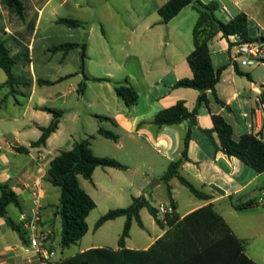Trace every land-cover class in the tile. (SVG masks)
<instances>
[{"label": "crops", "instance_id": "0c3cea01", "mask_svg": "<svg viewBox=\"0 0 264 264\" xmlns=\"http://www.w3.org/2000/svg\"><path fill=\"white\" fill-rule=\"evenodd\" d=\"M167 1L145 0L142 3L137 0H28L29 17L23 23L3 0H0V26L4 28L3 37L8 41L12 54L27 53L29 56V62L25 64L29 79L20 76L27 85L15 87L14 92L7 85V76L0 68L4 72V75L0 73V198L4 186L17 195L20 207L9 204L6 213L21 230L20 233L13 229L7 224L6 218L0 217V264L55 263L61 260L62 255L68 258L94 248L119 249L118 244L111 247L90 241L82 247V242L91 229L90 215L87 218L89 231L77 243L81 244L78 250L67 256L64 253L67 249H61V228L59 232L55 229L56 218L60 217L57 214L60 190L51 183L49 175L50 163L61 151L71 150L76 142L95 135L91 146L94 153L99 157L118 160L127 166V169L121 172L132 174L123 177L126 189L137 188V194L131 196L128 206L134 197L144 195L148 199V184L153 179H159L160 183L154 188L163 185L165 197H161L157 205L148 200L156 208L161 205L169 207L168 185L161 181V177L169 164L181 157L183 140L188 132L191 134L189 159L181 165L179 173L212 198L199 199L198 203L187 207L185 212L181 213L176 193L185 186L177 178H173L169 186L177 204V213L183 218L198 208L213 204L235 235L243 241L246 253L256 245L243 234L260 232L258 235L253 234V241L261 240V253L258 258L248 253L247 255L257 263L264 264V173L256 172L235 157L217 149L204 132L213 128L211 115L218 114L232 126L234 140H238L243 134H253L257 131L264 137V117L255 113V101L258 96L264 94V82H261V78H258L259 82H254L255 70L242 69L240 62L232 60L235 45L240 38L231 36L230 47L229 41L218 33L209 41V49L214 68L223 69L216 93L224 105L217 103L212 92L208 91L209 106L203 104L198 113L194 114L196 126L191 127L189 119L172 126L153 124V118L161 110L179 101L185 102L192 113L200 95V91L195 89L174 87L181 79L192 77L187 58L194 50V40L192 39L191 45L189 36H193L199 14L194 15L192 24H195L191 27L185 25L191 15H183L184 12L188 9L196 10L191 4L169 23L163 24L158 8ZM226 1L228 4L222 3V6L227 7L233 17L240 13L247 15L251 38L255 39L264 34V14L250 13L236 0ZM222 6L218 11L222 18L217 17L228 22L225 13L221 11ZM130 8L132 10L126 14V10ZM33 17L36 18V24L29 36L25 29ZM60 18L76 20L83 27H67L57 22ZM131 23L134 24L133 27L127 26ZM98 27L101 29L99 34L96 32ZM64 43L84 44L89 72L87 78L83 77L84 71L78 67L80 60L76 58L68 61L71 55L79 56L81 47L68 53L50 50ZM37 47L44 56L43 67L52 71V75L42 78L37 75L33 63ZM121 49L124 53L128 49L129 61L134 66V69L128 68L122 77L127 79L139 94L138 102L129 107L114 90V82L121 81ZM72 62H75L74 70L71 67ZM235 64L239 73L235 70ZM65 70L69 72H64ZM226 72H230L232 76L233 87L229 91L223 85ZM244 75L248 77L247 80ZM39 80L52 84H40ZM82 82L86 83V88L80 93L79 86ZM64 84L66 87L63 88ZM240 84H243L244 88H237ZM258 85H261V88ZM88 94L90 97L87 98ZM16 96L21 99L18 100ZM84 97L89 113L87 118L107 123L114 129L112 131L105 128L118 136L117 141H112L121 156H103L96 151V144L102 143L99 138L111 140L98 134L100 127L97 131H84L81 136L66 130L65 122L68 118H82L80 102ZM16 105L21 110L11 112L12 106L16 108ZM46 107L63 110L64 116L58 130L48 138L46 145L33 147L32 143L42 135L40 128L49 126L53 119L50 113L43 110ZM99 116L108 117L112 121H101L97 118ZM213 137L218 144L217 134L214 133ZM20 148H26L27 152H21ZM251 201L255 203L251 208H236ZM12 208H15V211ZM140 216L144 228L149 233L154 232L155 236L132 244L130 234L125 242L127 249L147 250L168 229V226L161 228L147 208L141 209ZM159 216L163 219L164 215L159 212ZM120 218L124 225L126 218L122 216L117 219ZM148 218L152 219L151 232L145 222ZM134 222L136 221H133L132 226ZM32 226L33 230L36 228L37 232L46 237L48 250L56 253V259L45 260L30 249Z\"/></svg>", "mask_w": 264, "mask_h": 264}, {"label": "trees", "instance_id": "16d2710c", "mask_svg": "<svg viewBox=\"0 0 264 264\" xmlns=\"http://www.w3.org/2000/svg\"><path fill=\"white\" fill-rule=\"evenodd\" d=\"M20 22L25 23L29 17L30 7L28 0H3ZM194 5L199 16L193 30L194 50L189 54L187 61L192 71L191 78L178 81L175 88H191L200 91L197 104L193 114H197L199 108L204 104L209 106L208 91L212 92L214 100L220 105H224L216 93V86L220 81L223 69L216 70L213 66L209 49V41L218 33L229 41L231 36H237L241 42H252L255 39L249 34V20L246 14H237L232 20L224 22L217 17L220 5L217 1H210L204 4L198 0H168L163 6L158 8V14L163 24L169 23L187 6ZM58 23L70 28H79L83 25L73 19L60 18ZM36 18L33 17L25 29L27 35L34 31ZM4 28L0 26V68L7 76V85L11 91L15 87L27 85L22 81V77L14 73L17 63L27 64L29 56L12 54V49L8 41L3 37ZM230 47L232 44L229 41ZM81 47L85 50L84 44L64 43L50 50L52 52L68 53L70 50ZM235 70L239 73V68L235 64ZM107 80V79H105ZM40 84H52L49 81L39 80ZM86 83L82 82L79 92L83 93ZM114 90L117 96L126 106H132L138 102L139 94L136 89L125 79L114 82ZM264 100V94H262ZM44 111L53 117L47 127H41L42 135L33 147L45 146L48 138L55 133L64 116V111L56 108L46 107ZM185 102L179 101L175 105L161 110L152 120L158 126H172L187 120L192 114ZM101 121L112 119L108 117H97ZM213 128L204 130L207 136L213 141L217 149L222 150L229 156L246 164L258 173H264V141L252 133L243 134L238 140L233 139V128L218 114L211 115ZM217 134L218 144L215 142L213 134ZM98 134L102 137L117 141L118 136L103 127H100ZM95 135L89 136L76 142L71 150L61 151L50 163L49 175L51 183L60 188V199L57 214L61 219L60 246L62 250L76 245L89 231L87 218L96 208L93 198L81 187L79 177L93 182L94 171L98 167L115 168L126 170L127 166L118 160L99 157L92 149V140ZM191 134L188 132L183 140L181 157L172 161L166 172L161 177V181L168 185L170 212L164 214L163 219L159 216V208L153 206L144 196L134 197L130 206L109 210L100 217L95 225L98 230L106 222L125 217L126 221L122 234L118 240L119 249L94 248L71 257L61 259L59 262L48 264H259L251 259L245 249V245L233 232L227 221L215 210L213 204H208L198 208L183 218L177 213V204L173 199L169 182L177 178L196 198L210 200L211 195L197 189L191 182L180 175L181 165L187 161L188 148ZM21 152H27L26 148H20ZM14 204L20 207L17 195L9 187L4 186L0 198V217L6 218L7 224L21 233L15 223L7 217L6 207ZM254 202H247L236 206L243 210L253 207ZM147 208L156 223L165 228V234L160 237L147 250H131L125 248L126 239L130 236L132 223L135 220L141 228H144L140 211Z\"/></svg>", "mask_w": 264, "mask_h": 264}, {"label": "rangeland", "instance_id": "374dc122", "mask_svg": "<svg viewBox=\"0 0 264 264\" xmlns=\"http://www.w3.org/2000/svg\"><path fill=\"white\" fill-rule=\"evenodd\" d=\"M137 1L142 2V3L145 2V0H137ZM236 1H238L240 3V5L243 7L244 10H246L250 13L264 14V0H236ZM217 2L220 6H222V3L228 4V2L226 0H218ZM131 10H132V8L127 9L126 14H128ZM187 13H189L191 16L189 17V19H187V21H185V25L188 27H191L193 24H195V23L192 24L195 13L196 14H198V13H197V10L188 9L186 12H184L183 15H185ZM217 16L219 18H222V14L220 12H217ZM127 26L133 27L134 24L133 23L127 24ZM183 31L184 32L186 31L185 26H184ZM96 32H97V34L101 33L100 27H98L96 29ZM190 34H191V32H190ZM189 39L191 40L190 44L192 45V39H193L192 34H191V36H189ZM216 40L219 41V39H216ZM81 44H83V43H81ZM79 52H80V54L78 57L71 55L69 57L68 61L75 60L76 58L78 59V61L80 60L78 67H80V69L82 71H84L83 77L87 78L89 75V72H88V67L86 65L87 64L86 51L83 52V49L81 48ZM127 52H128V49L125 53H124V50L121 49V81L125 80L124 77H122V76H124L123 74L128 68L134 69V66L129 61V58H128L129 53H127ZM43 57L44 56L39 52V49L37 47V50H36L35 55L33 57V63L35 65V71H36L37 75L41 76V78H42V76L53 74L52 71H48L46 69V67L45 68L43 67V60H44ZM74 64H75V62H72V66H71L72 70H74V68H75V67H73V66H75ZM241 68L245 69V70H253L254 69L255 70V72L253 73L254 82H259L258 78H261V82H264V64H258L256 66H241ZM0 71H1L0 73H2V74L4 73L2 70H0ZM64 72H69V70H65ZM14 73L17 76H23L24 78L29 79V76H28L29 73L25 72V64L22 62L17 63L15 65ZM244 77H246L245 78L246 80L248 79V77L246 75H244ZM224 78H225V82L223 83V85H224L225 89H227L228 91L232 90L233 85H232V76L230 75V72H226L224 74ZM258 86L261 88V85H258ZM62 87L63 88L66 87V84H64ZM25 88L27 89V87H25ZM237 88H239V89L244 88L243 84H240L239 87H237ZM88 97H90L89 94H88L87 98ZM16 98L18 100L21 99L18 96H16ZM80 103H81L80 114H81L82 118H80V120H78V119L74 120L73 117L68 118V120H66V122H65V128H67L66 129L67 131L68 130L73 131L74 133H78V135H80V136L84 133V131H97V128H99L101 126L114 131V129L110 128L107 123H100L99 121L95 120L94 118H92V119L87 118L89 113H88L87 108H86V106H87L86 98L83 99L82 102H80ZM17 109H18V112L21 110L17 105H16V108H13V106H12V109L10 111L14 113L15 111H17ZM0 131H1V129H0ZM99 139H101L100 141L102 142L100 144H96V151L99 154H101L103 156H115V155L121 156L120 155L121 152H118V150H117L116 146H114V142L112 140H105L104 138H99ZM107 169L108 168L98 167L93 174V182H90V181L84 179L82 176L79 177L81 187L94 199V201L97 205L96 208L90 214L89 223H90L91 229H90L89 234L83 240L82 247H83V245H85L89 241L101 243L102 245L111 246V247L116 246L118 244V240L121 236L123 226H124L121 218L110 221L104 227H102V229H100L99 231L95 230V225H96L97 221L100 219V217L105 215L109 210L126 208L128 206L127 204L130 203L131 196L137 194V188L136 187H133L131 189L125 188L126 184L124 182L123 177L132 175L131 173L121 172V170L115 169V168H112L113 170H107ZM155 180H157V179H153L152 181H150L146 190L149 194L148 199L152 202V204L157 205L161 201V197H165V190H164L163 185L151 189L150 185ZM59 190H60V188H59ZM176 194H177L178 202L180 204V212L181 213H184L187 207L193 206L199 202V199L196 198L194 195H192L191 192L185 187H183V190L177 191ZM12 209H14V211H15V208H12ZM145 222H146V226L150 229V232H151V230H152V226H151L152 219L151 218L145 219ZM60 228H61V219H60V217H57L56 223H55V229L57 232H59ZM130 234H131V240L130 241L132 242V244H137L139 241H142L143 239L155 236L154 232L149 233V231H147L145 228L144 229L141 228L137 222H134ZM253 234L258 235V234H260V232H245V234H243V235L245 237H248V239L250 238L249 241H252V243L256 245L255 247H253L251 249V251H249V249H248L247 253L250 256L258 258L259 254L261 253L262 242L260 239L253 241V239H254ZM80 245L81 244L73 245L70 248H68L67 250H65L64 253L67 256H70L71 254H73L74 252H76L78 250ZM64 258H65V256L62 255L61 259H64Z\"/></svg>", "mask_w": 264, "mask_h": 264}, {"label": "built area", "instance_id": "2783aa9c", "mask_svg": "<svg viewBox=\"0 0 264 264\" xmlns=\"http://www.w3.org/2000/svg\"><path fill=\"white\" fill-rule=\"evenodd\" d=\"M198 1L207 4L208 2L215 0H198ZM221 11L225 13L229 21L234 18L228 11L227 7L222 6ZM232 60L234 62H240L242 66H255L258 64H264V34L259 35L252 42H241L240 40L235 45ZM255 103H256L255 113L264 117V100L262 96H258L256 98ZM262 131H264V126L262 127ZM253 134L256 135L259 139L264 141V137L263 135H261L260 131L254 132ZM170 211H171L170 207H167L165 205L159 206V212L163 215ZM33 227L34 226H32V230ZM29 239H30V249L33 251V253L39 255L40 258L43 257L45 260L48 259L52 261L53 259H56V253L54 251L48 250V243L46 237L41 235L39 232H37L36 228H34V230L31 232ZM51 263L54 262L52 261Z\"/></svg>", "mask_w": 264, "mask_h": 264}, {"label": "water", "instance_id": "95a60500", "mask_svg": "<svg viewBox=\"0 0 264 264\" xmlns=\"http://www.w3.org/2000/svg\"><path fill=\"white\" fill-rule=\"evenodd\" d=\"M189 121L191 123V127L196 126L197 125V121H196V116L194 114L189 116ZM160 183V180L157 179L155 180L151 185L150 188L153 189L155 186H157Z\"/></svg>", "mask_w": 264, "mask_h": 264}]
</instances>
